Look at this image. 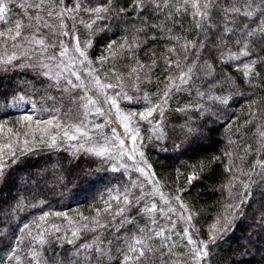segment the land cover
<instances>
[{
  "label": "snow or ice",
  "instance_id": "6c2138e0",
  "mask_svg": "<svg viewBox=\"0 0 264 264\" xmlns=\"http://www.w3.org/2000/svg\"><path fill=\"white\" fill-rule=\"evenodd\" d=\"M14 71L33 80L0 93V264H264V0H0ZM220 129L209 215L189 160ZM68 183L83 199L59 207Z\"/></svg>",
  "mask_w": 264,
  "mask_h": 264
},
{
  "label": "trees",
  "instance_id": "16d2710c",
  "mask_svg": "<svg viewBox=\"0 0 264 264\" xmlns=\"http://www.w3.org/2000/svg\"><path fill=\"white\" fill-rule=\"evenodd\" d=\"M33 77L30 72L26 71H14L7 74H0V93L5 91H10L17 87H26L25 81H32ZM3 100L0 99V104H3ZM238 109L237 105L233 106V111H236ZM9 112L12 113V116H9V119H12L13 116L19 115L20 113H17L13 111V109H9ZM239 114V113H238ZM4 118L3 112H0V119ZM169 122V128L167 131L169 134L172 133L173 127L177 123V114H173L172 116L168 117ZM213 127L219 128V125H213ZM233 128H235V125H233ZM178 130V129H176ZM224 136L225 132L223 129H220L219 131H215L211 134V139L207 143L208 151L202 153L200 156L195 157L193 159L189 160V163H193L196 160L203 159L206 163V170L204 173V176H206V179H202L199 182H196L194 184V187L192 188V196L196 198V202L203 206L207 212V214L212 213V205L214 204L216 200V195L211 192L209 189L217 183L219 180V166L218 162H212L208 163V160L213 154H219V149L224 146ZM220 141V144L217 145L215 142ZM148 158L149 161L153 164L154 168L157 170V172L163 176H174V168L179 166V161H177L174 158V154L169 151L167 153L165 152H158L156 150L148 151ZM66 153H60V156H66ZM56 156L52 155L51 160H55ZM184 159H188V157H185ZM75 163L72 162V164H68L67 162L64 163V169L63 176L66 181H70L72 179V175L75 170ZM81 163H83V160H81ZM32 164L35 166L36 169L42 168V167H50V168H59V165L51 164L50 163V154L44 153L40 156L33 157L32 158ZM75 186L73 183H68L67 188H61L59 186L56 187L55 192L49 193V200L53 203H57L59 207H64L66 205H71L72 207H76L77 203L82 201V197L75 196ZM63 193V196L61 195ZM4 197H7V193L4 194ZM65 210L66 207H65ZM27 213L21 212L20 219L23 220Z\"/></svg>",
  "mask_w": 264,
  "mask_h": 264
},
{
  "label": "rangeland",
  "instance_id": "374dc122",
  "mask_svg": "<svg viewBox=\"0 0 264 264\" xmlns=\"http://www.w3.org/2000/svg\"><path fill=\"white\" fill-rule=\"evenodd\" d=\"M30 110V109H29ZM13 111H15L14 109H13ZM16 112V111H15ZM18 113V112H17Z\"/></svg>",
  "mask_w": 264,
  "mask_h": 264
}]
</instances>
